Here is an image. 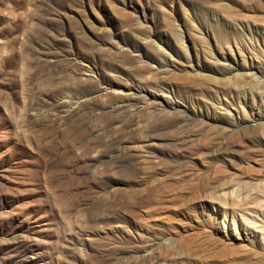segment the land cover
<instances>
[{
    "label": "rangeland",
    "instance_id": "obj_1",
    "mask_svg": "<svg viewBox=\"0 0 264 264\" xmlns=\"http://www.w3.org/2000/svg\"><path fill=\"white\" fill-rule=\"evenodd\" d=\"M199 2L0 0V264H264V0Z\"/></svg>",
    "mask_w": 264,
    "mask_h": 264
},
{
    "label": "bare ground",
    "instance_id": "obj_2",
    "mask_svg": "<svg viewBox=\"0 0 264 264\" xmlns=\"http://www.w3.org/2000/svg\"><path fill=\"white\" fill-rule=\"evenodd\" d=\"M207 8H208V4H207L206 0H200V2L198 3V11L196 13V16H197V25L200 28L201 32L203 30V33H202L203 35L198 36V40H196V41L206 42L204 35H207V37H209V38L214 36V38H216L219 42H221L223 44L224 43L225 44L231 43L235 39L242 46L241 41H243L244 37H243L242 33L235 26L236 25V23H235L236 18L233 17L232 21L226 20L223 18V19H221V24H218L215 21H212L210 19V18H212L214 13H215L214 14L215 16L218 15V13H216L214 10H213V13L211 15H209V16H211V17H209V19L204 17L205 16L204 13H206V14L208 13V12H206ZM157 27L158 28L167 27L170 30V32H172L173 34H177V31H176L174 25L172 24V22L169 18H167L163 22L158 21ZM186 27L190 28L189 23L186 24ZM179 38L181 40L182 39L184 40V35L179 34ZM226 60H229V64L231 66V69L227 70L223 75L227 78H233V77L239 75V71L242 69V67L240 65H237L236 57H232L230 59L227 58ZM249 68H247V67L244 68V69H246V71H244V73L251 74V76L257 74L256 71H254L252 68H250V69ZM142 96L145 99V101L155 105V110L158 113H160L161 116H163V117L164 116L168 117L170 115H177V114H181L182 116L188 117V114L186 113L187 112L186 109H184L183 105L180 103L165 102L161 98L162 96H153V95H149V94H144ZM198 119L200 120V122L202 124L210 123L211 125H214L216 127H223L227 132H231L235 129V127H233L232 122L227 121V120L223 119L222 117H213V116L211 117L209 115H206V116L201 115ZM244 123H245V120L244 121L243 120L238 121V125H241L242 127H244L246 125ZM238 129H241V127ZM260 208L262 210L261 213H263V219H261V223L259 225H255V222L252 220H249V223L253 228H255L254 226H256L257 229L264 234V199L262 200V202L260 204ZM257 229H255V230H257Z\"/></svg>",
    "mask_w": 264,
    "mask_h": 264
}]
</instances>
